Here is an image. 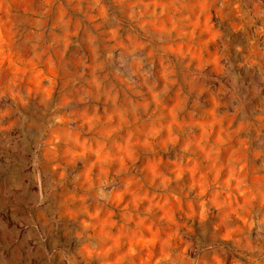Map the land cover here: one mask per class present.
<instances>
[{"label":"clouds","instance_id":"1","mask_svg":"<svg viewBox=\"0 0 264 264\" xmlns=\"http://www.w3.org/2000/svg\"><path fill=\"white\" fill-rule=\"evenodd\" d=\"M0 14V101H11L0 106V150L30 161L21 186L0 185V198L29 209L37 264H264V164L250 167L241 134L251 122L229 116L219 79L256 68L252 92L264 93L248 36L253 27L264 39V9L258 27L242 0H0ZM225 22L244 43H232ZM82 33L86 53L65 77L61 60ZM186 72L189 91L211 103L205 115L189 108ZM73 103L78 115L66 111ZM34 108L43 119L17 152L7 137L34 127L20 120Z\"/></svg>","mask_w":264,"mask_h":264},{"label":"rangeland","instance_id":"2","mask_svg":"<svg viewBox=\"0 0 264 264\" xmlns=\"http://www.w3.org/2000/svg\"><path fill=\"white\" fill-rule=\"evenodd\" d=\"M65 6H67V0H63ZM257 5L264 9V2L260 0H242V7L246 12L248 21H255V25L258 27L261 23L259 19H256V7ZM116 11V9H114ZM119 14V13H118ZM2 15V14H0ZM56 10L54 9L51 13V21H55ZM25 20L28 18H24ZM214 22H216L214 17ZM20 25L18 24V28ZM107 25L99 29V33L106 31ZM27 29V23L23 24V29ZM223 30L227 35L232 36V43L240 42L244 43L243 34L233 35L231 29L227 22L223 26ZM59 34V32H57ZM248 36L256 39L255 48L257 51L258 58H262V63H264V39L255 37V29L253 27L248 28ZM51 39V35H49ZM87 46L83 42V33L81 34V47H73L69 49L67 56L61 60V64L64 66L65 77L75 74V71L78 69L77 61L86 53ZM208 53H206L207 55ZM124 52L121 50H116L113 52L114 60L113 67L119 68L120 65L115 58H122ZM59 58V57H58ZM174 61L177 64H181V61L178 57H173ZM235 62V61H233ZM195 68V63L192 65ZM121 72L125 75H128L126 69L121 68ZM239 76L235 73L232 74L231 81L224 77H219L223 85V90L225 95L223 96V102L227 106L226 110L229 113V116L233 114V110H237L236 122L239 123L241 120L250 121V127L242 133V136H245L249 144V165L251 168L260 169L261 165L264 164V123H259L255 120V116L261 115L264 113L259 112L257 109L264 107V104L261 103L264 99V93L261 97H256L253 95L252 89L254 86L259 84V74L256 68L250 69H237ZM191 77L186 72L184 74V79L182 83L184 85L183 91L185 94L189 95V108L195 110L197 116L205 115V110L211 107V103L207 99V94L202 98L198 95L197 91H189ZM211 83L213 91L220 87V85L215 84L212 81ZM264 87V86H260ZM71 94L74 98L75 91L72 90ZM5 103H11V101H0V106ZM225 109H221L224 111ZM67 112H74L78 115L79 106L76 103H73L67 110ZM42 116L38 109H33L29 114H21L20 120L23 121L30 120L34 125L33 128H25L23 134L13 133L7 137V143L12 146V148L17 152H22L24 148L27 147L28 143L32 139V134L35 132V128L39 127ZM235 127V124L233 125ZM198 134V133H197ZM117 137L116 139H121ZM5 141L0 138V147L3 146ZM20 146V147H17ZM112 147V145H110ZM115 151L114 147L112 148ZM161 155H164L166 161L173 160L176 158L175 154L168 153L164 154L161 152ZM145 157L142 156L140 163L137 165L135 172L138 175H142L141 168L145 163ZM30 161L25 156L13 155L8 151L0 150V185H15L17 187L21 186V181L24 178L25 170L29 167ZM187 179L185 180V184ZM24 184H27V181H24ZM120 186V179H117L116 187ZM176 187V186H174ZM179 190V188H177ZM35 215V213H32ZM264 215V206L257 207V218ZM31 214L29 209L24 206V203L19 199L8 200L0 198V264H8V261L4 259L5 256L11 255L16 264H37V259L34 258V253L36 249L33 244L36 242V237L29 232L28 226L29 221L31 220ZM70 225L65 224L63 226V231H67ZM252 238L256 237V229L252 230ZM52 239L60 241L61 246H65V238L61 231H56L52 235ZM214 239V237H213ZM212 241V232L211 227H209V237L208 242ZM51 242H49L50 246ZM30 249L32 252L30 253ZM191 255V253H189Z\"/></svg>","mask_w":264,"mask_h":264}]
</instances>
